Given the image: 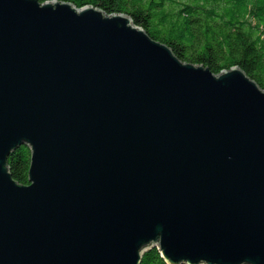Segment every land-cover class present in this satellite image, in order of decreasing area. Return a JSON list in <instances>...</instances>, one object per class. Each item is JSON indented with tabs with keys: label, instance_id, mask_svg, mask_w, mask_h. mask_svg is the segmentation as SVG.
Returning <instances> with one entry per match:
<instances>
[{
	"label": "water",
	"instance_id": "obj_1",
	"mask_svg": "<svg viewBox=\"0 0 264 264\" xmlns=\"http://www.w3.org/2000/svg\"><path fill=\"white\" fill-rule=\"evenodd\" d=\"M31 150L29 184L9 156ZM264 264V90L126 14L0 0V264Z\"/></svg>",
	"mask_w": 264,
	"mask_h": 264
},
{
	"label": "trees",
	"instance_id": "obj_2",
	"mask_svg": "<svg viewBox=\"0 0 264 264\" xmlns=\"http://www.w3.org/2000/svg\"><path fill=\"white\" fill-rule=\"evenodd\" d=\"M93 6L108 15L126 14L182 61L214 74L241 68L264 90V0H40ZM13 178L29 184L31 150L23 145L8 159ZM141 264H167L158 248Z\"/></svg>",
	"mask_w": 264,
	"mask_h": 264
}]
</instances>
